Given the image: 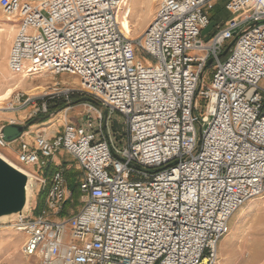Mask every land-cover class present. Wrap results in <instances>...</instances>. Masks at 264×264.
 <instances>
[{
    "label": "built area",
    "instance_id": "built-area-1",
    "mask_svg": "<svg viewBox=\"0 0 264 264\" xmlns=\"http://www.w3.org/2000/svg\"><path fill=\"white\" fill-rule=\"evenodd\" d=\"M221 1L160 0L145 32L130 39L119 25L128 0H0L18 23L9 73L78 80L40 98L16 92L6 110L48 116L75 98L97 104L89 103L97 115L67 122L53 138L26 131L16 141L15 166L40 184L39 201L15 224L26 258L219 263L231 217L264 194V0H225L231 17L204 41ZM9 145L0 132V149ZM61 152L80 171L76 212L68 170L51 169Z\"/></svg>",
    "mask_w": 264,
    "mask_h": 264
},
{
    "label": "rangeland",
    "instance_id": "rangeland-1",
    "mask_svg": "<svg viewBox=\"0 0 264 264\" xmlns=\"http://www.w3.org/2000/svg\"><path fill=\"white\" fill-rule=\"evenodd\" d=\"M142 1L143 5L140 6L139 3ZM128 0V6L131 10L130 13V22L133 26V38L141 36L149 24L152 22L153 17L156 13L158 4L160 0ZM225 0L219 2V5L215 7L214 10L210 12L211 16H214L216 19L212 21V24L202 32V39L208 41L215 33V24L223 23L228 20L231 15L225 11ZM128 8V7H127ZM17 18L13 19L12 22L8 21V16L0 8V29H8L9 27H14V31L10 35L5 33L0 36V100L8 93L9 90L14 88V84L24 80L21 83L22 88L17 92L30 94L28 91H31L33 87L43 86L45 91H38L30 95H34L36 98H40L42 94L51 92L53 86L56 84L75 87L78 85V80L75 77L71 76H61L53 77L49 74H43L40 76L32 77L29 79H24L22 77H15L11 75L7 69V62L13 43V39L17 32ZM228 55L222 58V61L227 59ZM11 75L13 79L10 82L3 84V75ZM75 100V99H74ZM73 100V101H74ZM7 103L0 102V127L5 123L19 122L18 125H27L30 121L39 119V122L50 120V126H56L53 128H58L62 132L61 122L66 124L77 123L84 116L97 115V112L93 110L89 103H80L73 105L71 104L69 111L61 112V108L64 110L65 104H60L58 108L51 111L48 116H34L32 114L33 109L31 107L15 112L21 114L23 119L10 118L6 119L9 113L13 114L14 112L8 111ZM3 104V105H1ZM95 107V106H94ZM61 109V110H60ZM103 118L105 119V114L102 113ZM111 116V121L113 118L115 120V131L119 132L121 135L124 134V127L120 122V119L117 115L113 114ZM5 118V119H4ZM8 118V117H7ZM33 121L32 125H35L38 121ZM31 127V126H30ZM29 127V128H30ZM28 128V129H29ZM56 130V129H55ZM15 146L14 143H10L9 147L4 149V152L13 156L11 148ZM1 153V151H0ZM2 154V153H1ZM63 159L71 161L68 163H63V166L68 167V172L75 176V178L80 174L77 164L71 157L68 155H63ZM8 161L13 165L19 166L15 159L8 158ZM20 167V166H19ZM40 189V184L38 183L35 190V196L32 199V204L35 200L39 201L38 191ZM79 194L74 198V203L72 204V211L76 212L77 208L80 205ZM264 194L253 198L246 202L235 214L231 217L229 221V233L225 236L219 243V258L220 261L223 260L221 264H263L264 261ZM16 222L4 221L0 222V264H38L37 260L26 258L22 252L23 237L16 230ZM261 249V250H260ZM255 258V259H254Z\"/></svg>",
    "mask_w": 264,
    "mask_h": 264
},
{
    "label": "water",
    "instance_id": "water-1",
    "mask_svg": "<svg viewBox=\"0 0 264 264\" xmlns=\"http://www.w3.org/2000/svg\"><path fill=\"white\" fill-rule=\"evenodd\" d=\"M238 38L239 37L235 38V40L228 45L221 54V59L232 51ZM212 65L213 61L211 60L207 64L206 69L211 68ZM80 103L97 105L96 102L89 98H84L76 102V104ZM100 108L105 114L107 113L106 109L103 107ZM31 124L32 123H28L24 126L15 123L9 124L3 128L1 135L5 142L14 143L22 137ZM199 147L200 140L198 141L197 150ZM38 183L39 182L35 178L0 156V220L7 219L6 221H10L12 217H16L17 219L27 217Z\"/></svg>",
    "mask_w": 264,
    "mask_h": 264
},
{
    "label": "bare ground",
    "instance_id": "bare-ground-1",
    "mask_svg": "<svg viewBox=\"0 0 264 264\" xmlns=\"http://www.w3.org/2000/svg\"><path fill=\"white\" fill-rule=\"evenodd\" d=\"M151 1H153V3L155 2L154 0H151ZM139 5L140 6H142L143 5V3H142V1L139 3ZM128 8H129V6H128ZM131 11V10H130ZM8 16V21L9 22H12V20L13 19H15V17H13V16H10V15H7ZM119 25H120V29H121V31L128 37V38H130V39H132L133 38V26H132V24H131V22H130V14L127 16L126 15V12H124L121 16H120V18H119ZM14 31V27H9L8 29H3V28H1L0 29V36H1V34L3 35L4 33L6 34V35H10L12 32ZM3 75V82L1 83V86H3V84H5V83H8V82H10V80L11 79H13V77L11 76V75H7V76H5L4 74H2ZM25 79V78H24ZM24 80H21V81H19V82H17L16 84H14V88L13 89H11V90H9L8 91V93L7 94H5V96L0 100V102H2V103H5V102H9V100L11 99V97L13 96V94L14 93H16L19 89H21L22 88V86H21V83L23 82ZM46 89L43 87V86H40V87H33L32 88V90L31 91H28L30 94H32V93H36V92H38V91H45ZM1 105H3V104H1ZM0 110H2L1 108H0ZM0 156L2 157V158H4L5 160H7L8 161V158L5 156V155H3V154H1L0 153ZM9 162V161H8ZM12 164V163H11ZM26 173L27 174H29L31 177H34V174L31 172V171H27L26 170ZM264 206V205H263ZM7 219H2V220H0V222H4V221H6ZM19 219H17L16 217H12V219H11V221L12 222H16V221H18ZM7 222V221H6ZM261 250V249H260ZM255 259V258H254ZM223 262V260H221V261H219V263L218 264H221Z\"/></svg>",
    "mask_w": 264,
    "mask_h": 264
},
{
    "label": "crops",
    "instance_id": "crops-1",
    "mask_svg": "<svg viewBox=\"0 0 264 264\" xmlns=\"http://www.w3.org/2000/svg\"><path fill=\"white\" fill-rule=\"evenodd\" d=\"M16 115H19V119H23V116H21V114H17V113H9L8 116H6V119H10V118H15L17 119V116ZM8 117V118H7ZM5 119V118H4ZM37 120V119H36ZM38 122L31 126L27 132L29 134H38V133H44L48 138H53L57 135V133H60V130L58 128H53V127H56V126H50V122L52 121V119L46 121V122H39V119L37 120ZM12 122L9 121L7 123H5L4 125H2L0 127V132L3 130V128H5L6 126H8L9 124H11ZM67 123V121H66ZM15 124H20L19 122H16ZM60 125H65V121L64 123L61 122ZM56 129V130H55ZM15 146H13L10 150L11 152L14 154L13 156H9L7 155L5 152H4V149H0L1 153L3 155H5L7 158H10V159H15L17 161V152H18V148H19V145L17 142H14ZM9 147V146H8ZM68 155L64 152H61L59 156L55 157L52 161H51V169H54L56 170L57 168L59 167H64L66 169H68L67 166H63L62 164L63 163H68V162H71V161H67V160H64L63 159V155ZM69 156V155H68ZM71 157V156H69ZM72 158V157H71ZM73 159V158H72ZM74 161V160H73Z\"/></svg>",
    "mask_w": 264,
    "mask_h": 264
},
{
    "label": "trees",
    "instance_id": "trees-1",
    "mask_svg": "<svg viewBox=\"0 0 264 264\" xmlns=\"http://www.w3.org/2000/svg\"><path fill=\"white\" fill-rule=\"evenodd\" d=\"M217 5H219V4H216L214 7H213V9L212 10H214L215 9V7L217 6ZM210 17H211V19L212 20H215L216 18L214 17V16H211L210 15ZM81 99H84V98H75V100L72 102V104L73 105H76V102L77 101H79V100H81ZM65 107V106H64ZM51 109H52V111L55 109V108H53V107H51ZM61 109H63V108H61ZM60 109V110H61ZM36 120V119H35ZM35 120H32V121H30L29 123H32L33 124V121H35ZM47 120H45V121H43V122H46ZM30 125V126H33V125ZM73 174V173H72ZM70 172H67V178H68V180H69V186H70V188H71V190H72V193H73V198H75L78 194L80 195V193H79V191H78V187H77V185H76V182H75V176L74 175H72ZM80 197V196H79Z\"/></svg>",
    "mask_w": 264,
    "mask_h": 264
},
{
    "label": "snow or ice",
    "instance_id": "snow-or-ice-1",
    "mask_svg": "<svg viewBox=\"0 0 264 264\" xmlns=\"http://www.w3.org/2000/svg\"><path fill=\"white\" fill-rule=\"evenodd\" d=\"M186 199H187V197H186Z\"/></svg>",
    "mask_w": 264,
    "mask_h": 264
}]
</instances>
